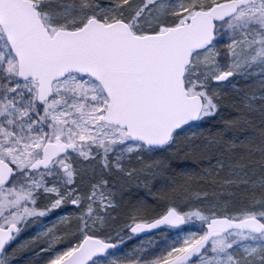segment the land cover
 <instances>
[{"label":"snow or ice","instance_id":"snow-or-ice-1","mask_svg":"<svg viewBox=\"0 0 264 264\" xmlns=\"http://www.w3.org/2000/svg\"><path fill=\"white\" fill-rule=\"evenodd\" d=\"M0 264H264V0H0Z\"/></svg>","mask_w":264,"mask_h":264},{"label":"rangeland","instance_id":"rangeland-1","mask_svg":"<svg viewBox=\"0 0 264 264\" xmlns=\"http://www.w3.org/2000/svg\"><path fill=\"white\" fill-rule=\"evenodd\" d=\"M22 239H23V237H22Z\"/></svg>","mask_w":264,"mask_h":264}]
</instances>
